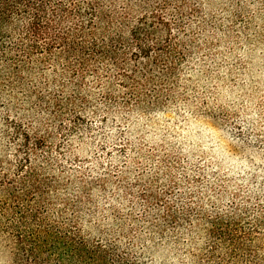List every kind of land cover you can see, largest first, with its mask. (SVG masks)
I'll return each mask as SVG.
<instances>
[{"label": "rangeland", "instance_id": "374dc122", "mask_svg": "<svg viewBox=\"0 0 264 264\" xmlns=\"http://www.w3.org/2000/svg\"><path fill=\"white\" fill-rule=\"evenodd\" d=\"M183 11L180 60L154 105L150 94L125 106L122 89L91 77L79 89L60 66L21 85L0 74V178L13 180L19 126L45 141L32 166L51 221L146 264H264V6L186 0ZM38 99L61 101L63 117ZM2 202L12 209L0 190ZM217 222L237 244L210 236ZM0 264H12L3 240Z\"/></svg>", "mask_w": 264, "mask_h": 264}, {"label": "trees", "instance_id": "16d2710c", "mask_svg": "<svg viewBox=\"0 0 264 264\" xmlns=\"http://www.w3.org/2000/svg\"><path fill=\"white\" fill-rule=\"evenodd\" d=\"M118 1L124 2L122 7ZM185 4L186 0H0V74L21 85L22 74L37 72L39 66H60L62 74L79 81V89L91 77L95 84L122 89L125 106H140L150 94L154 105L162 93L158 85L169 82L180 60ZM53 101L54 106L38 99L39 106L54 108V118L61 119L65 107ZM10 138L18 143L15 172L11 181L7 175L0 178V190L10 193L12 209L2 202L0 240L6 242L12 264H146L120 251L114 240L84 236L74 220L51 221L49 184L32 166L45 141L31 139L19 126ZM167 218L174 221L170 214ZM210 236L237 244L220 222L210 225Z\"/></svg>", "mask_w": 264, "mask_h": 264}]
</instances>
